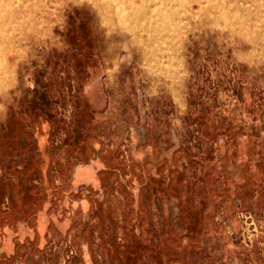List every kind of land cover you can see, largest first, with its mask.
<instances>
[{"label": "rangeland", "instance_id": "rangeland-1", "mask_svg": "<svg viewBox=\"0 0 264 264\" xmlns=\"http://www.w3.org/2000/svg\"><path fill=\"white\" fill-rule=\"evenodd\" d=\"M104 1L0 0V264H264V0Z\"/></svg>", "mask_w": 264, "mask_h": 264}, {"label": "bare ground", "instance_id": "bare-ground-1", "mask_svg": "<svg viewBox=\"0 0 264 264\" xmlns=\"http://www.w3.org/2000/svg\"><path fill=\"white\" fill-rule=\"evenodd\" d=\"M151 1L152 0H140V3H136L133 0H125L123 8H114V6H116L117 4L113 6L111 2L106 3L104 1V3H102V6L110 9L112 8V10L116 14V17L119 18V20L122 22H125L126 20L129 21V19L132 18L134 19L133 21L135 23L133 24V26L138 27L139 23L143 24L142 28L149 31L150 34L147 42L148 46L146 44L144 45V54L145 52L149 53L148 51H150L152 56V54L156 53V49L162 50L161 48H166V46L169 47V45H166L167 43H169L168 41H171V39L169 38V27L176 15V9L173 7V0H160L159 2L155 3H152ZM180 27L182 29V25ZM181 29L179 31H181ZM135 40H137V37H135ZM171 50V52H173V49Z\"/></svg>", "mask_w": 264, "mask_h": 264}, {"label": "crops", "instance_id": "crops-1", "mask_svg": "<svg viewBox=\"0 0 264 264\" xmlns=\"http://www.w3.org/2000/svg\"><path fill=\"white\" fill-rule=\"evenodd\" d=\"M77 172V173H76ZM95 172V168L92 165L86 164V165H80V167H77V170L75 171L76 175L74 174V178L72 179V182L70 183L73 187H77L80 184H93L95 186L96 183V178L92 177V174H94ZM97 199L95 197H83L81 198V200H79L78 202H75V204H79L80 207H82V210L85 211H91L93 209H96V203H97ZM48 204H46L45 206H42V208L40 209V216H46V217H50V212H49V208H51ZM95 235L97 233V231L94 232ZM90 234H93V230L90 231V229L87 230L86 232V236H90Z\"/></svg>", "mask_w": 264, "mask_h": 264}]
</instances>
